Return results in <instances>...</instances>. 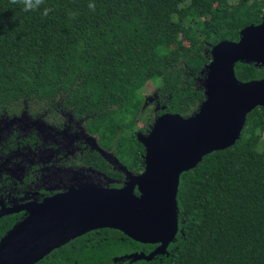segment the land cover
<instances>
[{
  "label": "trees",
  "instance_id": "trees-1",
  "mask_svg": "<svg viewBox=\"0 0 264 264\" xmlns=\"http://www.w3.org/2000/svg\"><path fill=\"white\" fill-rule=\"evenodd\" d=\"M263 15L264 0H0V116L24 108L55 117V108L67 109L105 151L138 171L144 148L136 134L154 120V112L142 118L146 82L159 81L156 115L189 116L205 98L212 45L238 40ZM234 70L241 81L264 77V65L254 62L238 61ZM263 131L258 106L232 146L180 174L179 227L165 254L128 258L155 244L103 227L34 264H264ZM88 162L116 177L96 152ZM17 219L0 218V237Z\"/></svg>",
  "mask_w": 264,
  "mask_h": 264
},
{
  "label": "water",
  "instance_id": "water-1",
  "mask_svg": "<svg viewBox=\"0 0 264 264\" xmlns=\"http://www.w3.org/2000/svg\"><path fill=\"white\" fill-rule=\"evenodd\" d=\"M203 70L205 98L187 117L163 112L148 132H137L144 169L127 171L120 187L90 181L69 185L43 202L26 206L27 215L0 237V264H34L52 249L87 231L110 227L141 243L155 244L128 258L150 260L165 254L178 232L180 174L212 151L232 146L247 115L264 106V77L241 81L235 63L264 65V15L240 30L238 40L212 45ZM107 161L113 155L102 150ZM137 190V193L135 192ZM11 210H0V216Z\"/></svg>",
  "mask_w": 264,
  "mask_h": 264
},
{
  "label": "flooded vegetation",
  "instance_id": "flooded-vegetation-1",
  "mask_svg": "<svg viewBox=\"0 0 264 264\" xmlns=\"http://www.w3.org/2000/svg\"><path fill=\"white\" fill-rule=\"evenodd\" d=\"M55 109L52 115L55 117H50L44 111L34 116L25 112L17 117L20 120V130L13 138L16 139V146L12 140L7 145L8 149L0 152V210H11L0 218L13 215L19 221L27 215L28 204L48 200L66 190L69 185L90 181L100 184L91 180V174L97 179L105 176L110 187H113L114 183L123 185L127 171L140 173L144 169V160L138 171H132L113 156L112 162L107 161L116 176L112 178L100 168L89 164V154L96 152L104 158L101 152L105 149L95 138L94 141L91 139L92 135L87 132L82 119L75 118L67 109ZM156 111H159L158 106L153 113L154 119L158 116ZM79 121L83 126L76 125ZM152 123L143 133L148 132ZM9 126L11 124L4 128ZM11 134L5 138V142H8ZM11 152H18L20 155L15 165H8L5 159Z\"/></svg>",
  "mask_w": 264,
  "mask_h": 264
},
{
  "label": "rangeland",
  "instance_id": "rangeland-1",
  "mask_svg": "<svg viewBox=\"0 0 264 264\" xmlns=\"http://www.w3.org/2000/svg\"><path fill=\"white\" fill-rule=\"evenodd\" d=\"M231 3H234L235 0H229ZM159 81L158 80H148L143 88V94H144V101H143V105H142V109H143V115L142 118L144 119V117H146L145 115L149 114L150 112H154L155 111V107H156V103L154 102L155 100V95H156V87L159 85L158 84ZM23 114H25L24 108L22 109V111L17 114V115H13V116H2L0 118V152L3 150H7L9 143L13 140L14 136L16 135V133L18 134V131L20 130V120H17L19 116H22ZM4 120V121H2ZM140 122L142 124H145L143 122V120H140ZM7 124H11V126L9 127H5V125ZM77 126H83L82 122L79 121L78 123H76ZM78 130L80 129L79 127H77ZM76 128V129H77ZM11 134V138L8 139V142H5V138L10 134ZM262 142L258 145V149H262L264 146V131L262 133ZM91 139L94 141V137L91 136ZM14 139V143H15ZM16 146V143H15ZM6 162L8 163V165H15L18 160L20 159V155L18 154V152H11L9 153L6 157ZM1 161V158H0ZM91 180L93 181H98L101 185L104 186H110L109 180L104 176L99 177L98 179L95 178L94 176H92V174L90 175ZM126 180V179H125ZM108 184V185H107Z\"/></svg>",
  "mask_w": 264,
  "mask_h": 264
}]
</instances>
